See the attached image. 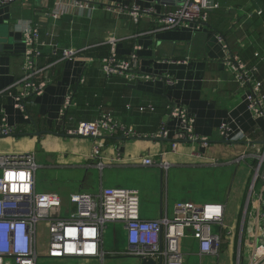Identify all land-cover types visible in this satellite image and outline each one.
I'll use <instances>...</instances> for the list:
<instances>
[{
  "label": "crops",
  "instance_id": "crops-1",
  "mask_svg": "<svg viewBox=\"0 0 264 264\" xmlns=\"http://www.w3.org/2000/svg\"><path fill=\"white\" fill-rule=\"evenodd\" d=\"M207 1L206 22L172 28L161 27L158 17L182 0H83L80 6L71 0H15L0 8V123L4 121L13 130L9 136H0V154L34 153L35 189L60 196L58 217H67L75 208L70 194H97L102 187L135 188L143 219H156L165 213L170 216L179 201L218 202L224 208L228 204L229 212L224 213L228 223L220 229L221 250L227 246L233 254L238 246L240 261L248 221L252 224L253 204L258 206L257 196L252 198L251 192L247 203L245 198L250 186H260L258 180L253 183V174L258 165L256 155L264 151V117L249 109L248 87L236 81L226 59L230 55L250 71L264 111V0ZM214 4L217 7L211 8ZM133 5L152 11L135 17L128 12ZM33 30L41 43L83 49L84 54L56 60L44 45L37 61L42 71L34 81L45 78L49 82L19 108L15 97L22 88L14 84L22 76L23 54ZM103 46L108 50L103 52ZM112 53L120 58L135 53L137 72L149 78L107 76L100 59ZM165 76L173 83L165 82ZM169 104L186 107L193 132L206 138L207 145L187 141L172 152L171 140L153 138L165 125L171 139L178 127V120L167 116ZM101 114L112 116L132 135L118 131L93 139L67 134ZM223 123L229 128L224 137L218 132ZM144 157L156 163L165 160L169 166L144 165ZM180 168L196 175L214 171V188L205 196L201 193L200 200L194 195L169 204L162 179L169 170L176 173ZM242 170L243 181L236 185V174ZM110 228L114 240L120 237L123 248L114 244L105 250L106 255L126 248L123 225L111 223ZM37 233V250L46 257L48 235L43 222L38 223ZM51 259L85 264L98 258ZM139 261L134 258V264Z\"/></svg>",
  "mask_w": 264,
  "mask_h": 264
},
{
  "label": "built area",
  "instance_id": "built-area-1",
  "mask_svg": "<svg viewBox=\"0 0 264 264\" xmlns=\"http://www.w3.org/2000/svg\"><path fill=\"white\" fill-rule=\"evenodd\" d=\"M15 0H0V8ZM80 6L83 0H71ZM207 0H182L173 10L160 14L158 23L161 27H191L206 22L209 16ZM217 7L216 4L211 8ZM150 8H139L133 5L129 13L138 17L151 13ZM56 18V14H52ZM32 39L27 43L23 54L22 76L14 85H20L21 91L15 97L17 106L24 108L23 101L28 97L40 94L48 79L34 81L42 69L37 61L42 56V47H48V54L56 60H67L82 56L83 49L61 48L38 41V34L33 30ZM94 58H90V61ZM138 58L131 53L120 58L115 53L100 59L101 67L107 76L120 74L125 78H149V75L137 72ZM226 63L235 72L239 84L248 87L246 101L249 109L257 116L264 117L263 103L259 96L258 86L254 83L249 70L235 62L227 55ZM168 84L173 80L165 76ZM68 103V98H66ZM167 116L177 119V129L173 137L165 125L153 135V138L169 139L171 151H175L182 142H200L207 145L208 140L193 132L192 119L186 107L178 104L167 106ZM228 126L221 124L218 128L220 136L227 134ZM124 131V127L112 116L101 114L98 118L79 123L68 130L71 136L101 139L115 132ZM12 128L3 121L0 123V136H9ZM96 152V150H95ZM258 165L254 170L253 183L259 180L261 189L255 193L251 186L252 196H257V204H253V219L246 227L247 240L245 247L249 250L247 264H264V151L256 155ZM144 165L156 162L151 157L141 160ZM166 169L169 163L161 160L156 163ZM37 164L34 153L20 152L0 154V264H36L41 256L37 250V226L43 222L47 232L48 258H98L103 260L107 254L103 249V233L107 223H121L126 237V248L109 252L111 255L121 254L138 260L151 259L156 264H183L181 241L190 236L197 243V254L219 256L222 245V229L225 225L224 206L218 202L201 204L179 201L173 205L172 213H166L156 219H143L139 214V193L135 188L102 187L97 194L84 192L72 193L69 196L74 209L65 218L52 215V210L61 206L58 194L37 192L35 189V171ZM253 185V184H252ZM254 190V191H253ZM251 192V191H250ZM251 192V193H252ZM247 213V209L245 210ZM244 212L245 216L246 213ZM249 216V212L247 213ZM239 258V256H238Z\"/></svg>",
  "mask_w": 264,
  "mask_h": 264
},
{
  "label": "rangeland",
  "instance_id": "rangeland-1",
  "mask_svg": "<svg viewBox=\"0 0 264 264\" xmlns=\"http://www.w3.org/2000/svg\"><path fill=\"white\" fill-rule=\"evenodd\" d=\"M188 171L180 168V170L176 173H173L171 170H169V173L163 176L162 182H163V188L166 187V194H168V203L171 204V201L174 199H184L189 198L191 199L192 196L196 195V200H200L198 197L199 195L205 196L208 192H210V189L214 188L215 182H216V173L214 171H200V173L192 174L187 173ZM233 170L230 171L229 178L233 179ZM245 174V171L242 170V172H237L234 184L240 185L243 181V176ZM37 176L39 178V171L37 173ZM240 176L242 179H240ZM252 179L250 180L251 183ZM259 181V180H258ZM259 183V182H258ZM257 184V183H256ZM259 185L255 186L254 190L255 193H258L260 190ZM251 186L247 190V195L245 198V201L247 203V198L249 200ZM254 194V192H252ZM163 195H164V189H163ZM264 195V193H263ZM141 197V195H140ZM253 198V196H252ZM244 201V202H245ZM191 202V201H188ZM250 202V201H249ZM197 203V202H195ZM202 203V202H198ZM142 202L139 201V206H141ZM245 207V203L243 205ZM58 209L52 210V215L57 216L59 212H57ZM243 211V209H242ZM229 212L228 204L224 210V213L227 215ZM224 216L223 222L224 224L228 223L227 216ZM237 217V216H236ZM243 218V214H241L240 222ZM111 223H107L105 226V230L103 233V248L104 250H109L108 248L113 247L115 244L117 248L122 249V244L120 237L117 240H114V237L112 235V231L110 228ZM39 228H41V224H39ZM244 240H247L246 233L243 237V244H241V258L240 261H238V246H235L233 254L231 253L230 247L226 246V242L223 243L225 249L223 248L220 251L219 256H213V255H204L201 258L197 254V243L194 239H192L190 236H187L182 240V253H183V264H247L249 260V250L247 247H245ZM43 248V247H42ZM107 248V249H106ZM41 249V248H40ZM121 251V250H118ZM37 264H76L73 261H65L64 263H58L55 260H52L48 257H42L40 256L37 260ZM85 264H134V258L131 256L116 254V255H106L103 262H101L98 259L91 260L89 262H86Z\"/></svg>",
  "mask_w": 264,
  "mask_h": 264
},
{
  "label": "water",
  "instance_id": "water-1",
  "mask_svg": "<svg viewBox=\"0 0 264 264\" xmlns=\"http://www.w3.org/2000/svg\"><path fill=\"white\" fill-rule=\"evenodd\" d=\"M41 132H36V135H40ZM139 264H156L153 260L151 259H141L139 261Z\"/></svg>",
  "mask_w": 264,
  "mask_h": 264
},
{
  "label": "trees",
  "instance_id": "trees-1",
  "mask_svg": "<svg viewBox=\"0 0 264 264\" xmlns=\"http://www.w3.org/2000/svg\"><path fill=\"white\" fill-rule=\"evenodd\" d=\"M107 47L106 46H103V47H101L100 49L103 51V52H105V50H108V49H106ZM106 55V54H105ZM99 57V56H98Z\"/></svg>",
  "mask_w": 264,
  "mask_h": 264
}]
</instances>
